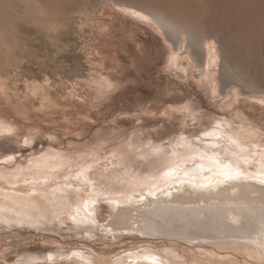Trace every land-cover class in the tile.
Here are the masks:
<instances>
[{
    "label": "rangeland",
    "instance_id": "374dc122",
    "mask_svg": "<svg viewBox=\"0 0 264 264\" xmlns=\"http://www.w3.org/2000/svg\"><path fill=\"white\" fill-rule=\"evenodd\" d=\"M205 2L0 0V192L29 197L41 206L50 202L52 207L58 206L54 192L56 196L63 187L76 186L72 189L84 196L92 186L108 187L111 193L100 198L98 218L93 213L87 222L68 214L58 217L50 208L32 221L25 212L0 207V264H80L72 262L81 259L77 252H88L84 264H93V259L124 264L139 252L158 253L168 264H191V252L198 259L195 264H264V250L255 245L251 250L233 245V240L217 244L211 237L189 240L170 234L188 219L195 230L201 222L213 221L215 212L209 209L201 217L190 212L185 219L177 208L161 211L164 217L155 219L157 232L138 230L145 222L142 217L130 220L132 229L105 226L117 210L115 197L121 205L146 201L166 181L147 187L131 179L111 181L110 170L124 169L119 152L137 169L159 171L163 159L153 153V161L143 164L136 161L138 153L151 151L152 143L167 149L178 137H201L217 121L231 133L227 140L234 138L225 143L234 145L233 157L244 172L253 174L251 178L264 176L259 165L264 155V102L243 95L221 108L197 78L201 71L191 63L187 67L183 59L179 64L168 61L170 47L164 38L178 42L183 26L188 32L183 40L188 38L187 43L201 51L203 44L196 38L201 26L205 39L219 48L224 78L233 76L249 90L264 88L256 75L264 76V29L246 28L232 47L223 45L224 35L209 20ZM255 2L264 6L263 0ZM127 3L154 14L166 36L132 18L121 8ZM240 155L253 158L245 162ZM41 160L52 167L39 170ZM88 173L91 179L83 177ZM64 202L68 208L69 200ZM4 212L23 221L4 220Z\"/></svg>",
    "mask_w": 264,
    "mask_h": 264
},
{
    "label": "bare ground",
    "instance_id": "6f19581e",
    "mask_svg": "<svg viewBox=\"0 0 264 264\" xmlns=\"http://www.w3.org/2000/svg\"><path fill=\"white\" fill-rule=\"evenodd\" d=\"M205 3L211 12V14H209V20L213 24H216L220 30V34H222V36L224 35V40H222L223 42L221 41V44L223 45L225 44L232 47L230 44L236 41V36L242 33V31H245L246 28H250L251 30L264 29V6L257 5L255 0H206ZM121 6H123L121 8L132 18L152 26L164 37L165 34L163 33L161 25L154 14L145 11L140 7L129 5L128 3ZM199 26L200 25H198V27ZM180 27L181 39L178 42H174V44L167 37L164 38L167 45L170 47L168 61L171 60V62L174 61L176 64H179L178 61L180 62V59H183L188 65L187 67H189V64L191 63L198 71H201L200 74L196 73L197 78L204 84V86H207L210 89L209 91L211 93H209L212 94L215 102H220L219 106L221 108L229 107L239 100V96L243 95H248L252 98V100L264 102L263 86L260 90H249L242 85L240 86L239 82L235 80V77H223L224 63H221L219 58V48L216 47L214 40L207 39V41L205 39L200 28L201 26L199 28L196 27L197 29L195 28L197 34L196 38H199L198 40H200L203 44L201 51L193 49V47L188 44L189 42L187 43L188 38L183 40V36H185L188 32H186L187 30H184L183 26ZM235 52H237V49H235ZM234 56H236V54ZM183 60L182 62H184ZM253 70H255L254 67ZM256 75L258 77V81H263L264 84V76L259 72H257ZM217 125L206 127L205 130L201 132V137H178L177 141H175L172 146L167 147V149L163 145L152 143V145H150V147L153 146L151 151H140L138 153V157L140 158L136 159V161L142 162L143 164L144 162H150L156 154L157 157L163 159L164 162L162 167L160 169L158 168L159 171H146L141 167L137 169L133 164L125 161L126 158L129 159V157H124V154L119 152L118 154H120L121 157V160L119 161L120 164L124 166V169L123 171L113 170V172L110 170L112 173L109 171V173L106 172L108 174H105L107 177L109 174L111 175V181L119 182L118 180L120 179H124L126 181L127 179H131L132 182L135 181L138 185L140 184V186L148 184L145 185V187L156 184L158 180L161 182L166 179V181L157 188L155 193H153L154 197L148 198L146 201L142 202L137 201L135 204L121 205L120 203H123V201L119 199V196L115 197L118 194L113 193L115 195L114 199L118 202L116 205L118 206L113 218H111L105 226H110L111 229H132V226L128 225L129 222L130 224H133L130 220L135 222L138 217H142L145 222L144 224L139 225L137 229L143 232H157L159 229L156 226L155 219L157 216L164 217V213H160L161 211L165 212L168 209L177 208L179 209V213L183 214V218L185 219L190 217V212H195V215L201 217V215L203 216L205 213V210H211L215 212V214L212 215L215 216L213 217V221L205 224L201 222L202 225H197L199 229L195 230V227L189 225L190 221L188 219V221L181 225L179 224L176 226L174 224L176 227L170 230V234L189 240L199 237H211L217 241V244L231 243L233 240L235 241L233 245H238L241 248L247 249L248 247H251V250H253V245H255L264 250V176L258 175L257 178H251L253 176L250 175L253 174L247 175L244 172L243 164L239 162L238 159L233 157V153L236 151L233 148L234 145H232V147L231 145H228V143H225V140L226 142L228 140L230 142V140H234V138L227 140L226 136L231 135V133L223 126L224 122L217 121ZM237 144L240 145L241 143L238 142ZM241 146L246 145L241 144ZM230 147L233 148L234 151ZM180 149H184L186 154L185 152L181 153ZM147 155H151V158L146 159ZM263 156L264 155L262 154L259 157L262 161ZM144 157L145 160H143ZM246 157L247 156L245 155H240L241 160L245 162L248 160V157ZM252 158L253 157L250 156L249 160ZM262 161H260L259 164L261 166L260 169L264 166V162ZM41 163L42 164L36 163L41 168L39 170H43L42 167L46 169L52 167V165L49 167L48 164L42 162V160ZM54 166L56 167V165ZM260 171L262 172V170ZM39 172L40 171L37 173ZM102 175H104V173ZM83 177L91 179L89 178L91 177L90 173L84 174ZM177 179L179 181H176ZM72 187L71 189H67V187L66 189L65 187H63V189L59 188L60 192H58L56 196L54 192L53 199L55 198L58 206L56 205L53 207L52 204H49L50 202H47L49 204L48 207V205L46 206V202H44L45 206L43 204L41 206L37 201L29 197L23 196L19 198L20 196L17 193L11 194L9 192H5V195L3 196L1 191L0 207L4 208L11 206L17 211L22 213L25 212L31 217L32 221H37L36 219L43 216L44 213L49 212H45L48 208H50L49 213L55 211L56 213H53L57 216L59 215L58 217H60L61 214H68L70 216H75L76 220L82 222H87L91 218H94L92 215L93 213L95 214V217L98 218L97 207H99V200L102 195L109 193V188L106 187L103 189L100 186H92L91 192L84 196L78 194L75 191V188L72 189ZM106 196L108 197V194ZM72 197L76 198V200H71ZM4 199L9 200V203H4ZM65 200H69L68 208L64 207L66 206L64 202ZM133 200H137V198ZM93 205L96 206L93 208ZM2 215L4 216V220L23 221L22 218L16 219L9 216L7 217L5 212ZM231 238H239L242 239V241L239 242L238 240L236 241ZM76 254L81 257V259L78 260L77 258H72V262H80V264H84L82 257H86L85 260H87V257L89 256L88 252H77L75 255ZM190 254L191 257H189V259L191 260V264L197 263L198 259L194 256V253L191 252ZM211 254L213 253L211 252ZM128 257H130V259L124 264H168L164 261L163 256L159 257L158 253L139 252ZM92 259L93 258H91V260ZM92 262L93 264H99L94 259ZM176 264H178V262H176Z\"/></svg>",
    "mask_w": 264,
    "mask_h": 264
}]
</instances>
